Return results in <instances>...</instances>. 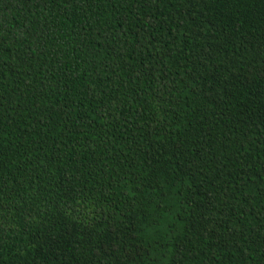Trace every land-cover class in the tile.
Wrapping results in <instances>:
<instances>
[{"label": "trees", "instance_id": "trees-1", "mask_svg": "<svg viewBox=\"0 0 264 264\" xmlns=\"http://www.w3.org/2000/svg\"><path fill=\"white\" fill-rule=\"evenodd\" d=\"M0 264H264V0H0Z\"/></svg>", "mask_w": 264, "mask_h": 264}]
</instances>
